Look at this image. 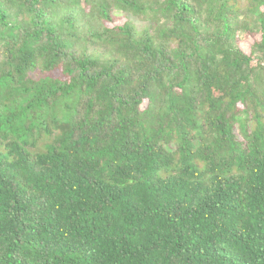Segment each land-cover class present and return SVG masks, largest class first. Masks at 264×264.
<instances>
[{"label":"trees","instance_id":"obj_1","mask_svg":"<svg viewBox=\"0 0 264 264\" xmlns=\"http://www.w3.org/2000/svg\"><path fill=\"white\" fill-rule=\"evenodd\" d=\"M0 264H264V0H0Z\"/></svg>","mask_w":264,"mask_h":264},{"label":"rangeland","instance_id":"obj_2","mask_svg":"<svg viewBox=\"0 0 264 264\" xmlns=\"http://www.w3.org/2000/svg\"><path fill=\"white\" fill-rule=\"evenodd\" d=\"M132 18H133V16H132ZM136 21H137L138 24H140V22H141V21H139V20H136ZM249 40H250V39H249ZM249 40H248V41H249ZM248 41H246L245 44H247Z\"/></svg>","mask_w":264,"mask_h":264}]
</instances>
